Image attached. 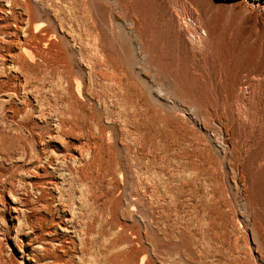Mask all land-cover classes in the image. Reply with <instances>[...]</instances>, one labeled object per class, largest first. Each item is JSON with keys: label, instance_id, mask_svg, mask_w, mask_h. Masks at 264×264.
<instances>
[{"label": "rangeland", "instance_id": "obj_1", "mask_svg": "<svg viewBox=\"0 0 264 264\" xmlns=\"http://www.w3.org/2000/svg\"><path fill=\"white\" fill-rule=\"evenodd\" d=\"M16 1L0 264H264V0Z\"/></svg>", "mask_w": 264, "mask_h": 264}, {"label": "bare ground", "instance_id": "obj_2", "mask_svg": "<svg viewBox=\"0 0 264 264\" xmlns=\"http://www.w3.org/2000/svg\"><path fill=\"white\" fill-rule=\"evenodd\" d=\"M251 1V3L252 2H257V4L258 3H260V0H250ZM18 4V2L16 1V0H10V3L8 4V8L6 9L5 8V6L4 5H2V4H0V20L1 21H6L7 19H9V18H13L14 16H15V14L16 15H18V17H19V20L18 21H9L8 23H6L7 24V26H8V29L12 26V25H14L15 26V28L13 29V31H9L8 32V34L10 35V36H12V35H14V34H19V32L21 31L23 34H25L24 36H27V39H25L24 40V42L22 43V45H21V48L20 49H17L18 50V52L17 53H12L11 55H12V57L14 58V62H15V67L17 68V69H21L22 67H21V63L19 62V61H16V60H23V59H29V60H33L34 59V57H35V55H36V52H37V49L33 46V44H31V42L30 41H32V40H34V32L36 31V29H37V26L36 25H34V22L37 20V17L36 16H34V15H30V14H27V17H23V15H21V14H17L16 12H15V10H14V6L15 5H17ZM39 8V7H38ZM43 8V7H42ZM263 8H264V6H263ZM24 19L26 20L25 21V23H23V21H24ZM1 23V22H0ZM5 27V26H4ZM6 28V27H5ZM1 29V28H0ZM0 35H4V34H2V33H0ZM44 34H41V35H39L37 38H36V40H38V39H41L42 41H44L45 43L46 42H48V39H50V38H48V39H45V36H43ZM48 35V34H47ZM50 35V34H49ZM50 37V36H49ZM36 44V43H35ZM11 45V43L9 44V46ZM45 45V44H44ZM45 54V53H44ZM37 57V56H36ZM32 83V82H31ZM15 86V85H14ZM31 107V106H30ZM15 110V109H14ZM65 115V114H64ZM64 122V121H63ZM22 141V140H21ZM38 154V153H37ZM25 155V154H24ZM39 166V165H38ZM48 169V168H47ZM79 173V172H78ZM79 175V174H78ZM111 180V179H110ZM109 180V181H110ZM112 182V181H111ZM102 184V183H101ZM89 186V185H88ZM100 186V185H99ZM108 186V185H107ZM110 186V185H109ZM98 187V186H97ZM104 187V186H103ZM116 187V186H115ZM109 188V187H108ZM107 188V189H108ZM111 190V189H110ZM108 191V190H107ZM86 192V191H85ZM91 192H92V189H91ZM90 192V193H91ZM105 192V191H104ZM46 191H43V197H45L46 196ZM48 194V193H47ZM88 194V193H87ZM105 194V193H104ZM110 194V193H109ZM114 194V193H113ZM89 195V194H88ZM90 196V195H89ZM101 196V195H100ZM80 197V196H79ZM84 197V196H83ZM99 197V196H98ZM107 197V196H106ZM117 197V196H116ZM47 198V197H46ZM87 198V197H86ZM109 198V197H108ZM115 198V197H114ZM120 198V197H119ZM51 199V198H50ZM69 199V198H68ZM81 199H82V197H81ZM85 199V198H84ZM89 199V198H88ZM104 199V198H103ZM72 200V199H71ZM83 200V199H82ZM126 200V199H125ZM128 200V199H127ZM138 200V199H137ZM85 201V200H84ZM105 201V200H104ZM120 201V200H119ZM66 203H67V201H65ZM71 202V201H70ZM73 202H74V200H73ZM88 202V201H87ZM86 202V203H87ZM99 202H100V200H99ZM110 202H112V201H110ZM122 202V201H121ZM140 202V201H139ZM138 202V203H139ZM83 203V202H82ZM126 203V202H125ZM129 203V202H128ZM137 203V202H136ZM40 204V203H39ZM63 204H65V203H63ZM62 204V205H63ZM70 204V203H69ZM91 204V203H90ZM103 204V203H102ZM115 204V203H114ZM75 204L73 203V206H74ZM97 205H99V204H97ZM118 205V204H117ZM116 205V206H117ZM134 205V204H133ZM139 205V204H138ZM48 206V205H47ZM68 206V205H67ZM81 206V205H80ZM84 206V205H83ZM89 206V205H88ZM101 206V205H100ZM135 206V205H134ZM86 207H87V205H86ZM102 207V206H101ZM123 207H124V205H123ZM133 207V206H132ZM139 207V206H138ZM56 208V207H55ZM82 208V207H81ZM127 208V207H126ZM131 208V207H130ZM137 208V207H136ZM135 208V209H136ZM77 209V208H76ZM132 209V208H131ZM109 210V209H108ZM54 211V210H53ZM72 211V210H71ZM77 211V210H76ZM96 211V210H95ZM102 211V210H101ZM116 211V210H115ZM115 211H113V213L115 212ZM132 211V210H131ZM72 212H75V210L74 211H72ZM135 212V211H134ZM137 212V211H136ZM142 212V211H141ZM140 212V213H141ZM83 213V212H82ZM90 213V212H89ZM101 213V212H100ZM71 214H74V213H71ZM87 214V213H86ZM143 213H141V215H142ZM75 215V214H74ZM77 215V214H76ZM83 215V214H82ZM88 215V214H87ZM111 215V214H110ZM125 215V214H124ZM144 215V214H143ZM86 216V215H85ZM116 216V215H115ZM119 216V215H118ZM71 217H73V216H71ZM83 217V216H82ZM92 217V216H91ZM97 217V216H96ZM101 217V216H100ZM80 218V217H79ZM78 219V218H77ZM76 219V220H77ZM95 218H93L92 217V220H94ZM107 219V218H106ZM51 220V219H50ZM83 220H85V219H83ZM102 220V219H101ZM78 221V220H77ZM99 221V220H98ZM51 222H52V220H51ZM83 222V221H82ZM93 222V221H92ZM92 222L91 221H89L88 220V222H87V220L85 221V225H84V227L81 229V232H83V234L86 236L85 237V239H83V243H85V242H87V239H88V234H89V232L91 231V229H92ZM80 223V222H79ZM111 223H113V221L111 222ZM58 224V223H57ZM105 224V223H104ZM132 224V223H131ZM98 225V224H97ZM113 225V224H112ZM111 225V226H112ZM115 225H117V224H115ZM119 226H120V223L118 224ZM128 226V225H127ZM99 227V226H98ZM104 227V226H103ZM108 227H109V225H108ZM116 227V226H115ZM122 227V226H121ZM105 228V227H104ZM108 229V228H107ZM110 229V228H109ZM115 230V229H114ZM132 230V229H131ZM97 231H99V230H97ZM101 231V230H100ZM106 231V230H105ZM112 231V230H111ZM118 231V230H117ZM116 231V232H117ZM125 231V230H124ZM115 232V233H116ZM130 232V231H129ZM141 232V231H140ZM113 233V232H112ZM135 233V232H134ZM102 234V233H101ZM127 234V233H126ZM82 235V234H81ZM96 235H98V234H96ZM91 236H93V235H91ZM134 237H135V234H134ZM82 238V237H81ZM111 238H112V236H111ZM115 238H116V236H115ZM121 238V237H120ZM92 239H93V237H92ZM104 239V238H103ZM122 239H123V237H122ZM96 240V239H95ZM98 240V239H97ZM103 241V240H102ZM115 241V240H114ZM109 242V247L110 248H115V247H113V245H112V243H113V241H108ZM121 242V241H120ZM123 242V241H122ZM88 243V242H87ZM93 243V242H92ZM96 243V242H95ZM94 243V244H95ZM105 243V242H104ZM107 243V242H106ZM116 243V242H115ZM125 243V245L127 244V246H128V244L130 243L129 241L126 243V241L124 242ZM99 244V243H98ZM132 244V243H131ZM118 245V244H117ZM122 245V244H121ZM125 245H123V247L125 246ZM135 245V244H134ZM82 246H83V244H82ZM97 246V245H96ZM80 247V245H78V248ZM94 247V246H93ZM105 247V246H104ZM106 248V247H105ZM117 248V247H116ZM119 248V247H118ZM130 248V247H129ZM135 248V247H134ZM123 249V248H122ZM111 250V249H110ZM119 250V249H118ZM99 251V250H98ZM109 251V250H108ZM91 252V251H90ZM89 252V253H90ZM93 252V251H92ZM105 252V251H104ZM113 252V251H112ZM120 252V251H119ZM124 252V251H123ZM116 253V252H115ZM95 254V253H94ZM134 254V253H133ZM145 254V253H144ZM90 255V254H89ZM112 255V254H111ZM125 255V254H124ZM128 256V255H127ZM122 257V256H121ZM134 257V256H133ZM90 258H93L92 256L90 257ZM105 259H106V261L107 262H110L111 261V259H110V254H107L106 253V255H105ZM104 259V260H105ZM145 259V258H144ZM131 260V259H130ZM135 260V259H134ZM94 261H95V259H94ZM105 261V262H106ZM148 261H149V259H148ZM133 262V261H132ZM91 263V262H90ZM89 263V264H90ZM93 263V262H92ZM103 263V262H102ZM111 263V262H110ZM96 264V263H95ZM99 264V263H98ZM106 264V263H105ZM117 264V263H116ZM139 264H143V257H141V258H139Z\"/></svg>", "mask_w": 264, "mask_h": 264}]
</instances>
